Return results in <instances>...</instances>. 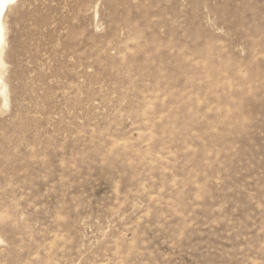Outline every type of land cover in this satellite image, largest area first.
<instances>
[{
    "label": "rangeland",
    "instance_id": "rangeland-1",
    "mask_svg": "<svg viewBox=\"0 0 264 264\" xmlns=\"http://www.w3.org/2000/svg\"><path fill=\"white\" fill-rule=\"evenodd\" d=\"M0 48V264H264V0H16Z\"/></svg>",
    "mask_w": 264,
    "mask_h": 264
},
{
    "label": "bare ground",
    "instance_id": "bare-ground-1",
    "mask_svg": "<svg viewBox=\"0 0 264 264\" xmlns=\"http://www.w3.org/2000/svg\"><path fill=\"white\" fill-rule=\"evenodd\" d=\"M16 0H0V48L4 40V27H3V16L8 6L14 3ZM1 83V76H0Z\"/></svg>",
    "mask_w": 264,
    "mask_h": 264
}]
</instances>
